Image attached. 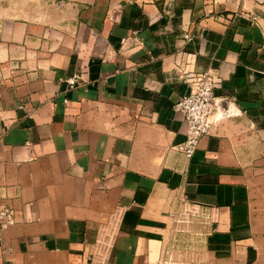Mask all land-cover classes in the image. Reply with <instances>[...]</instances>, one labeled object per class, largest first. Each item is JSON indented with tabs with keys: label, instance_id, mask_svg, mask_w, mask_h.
<instances>
[{
	"label": "crops",
	"instance_id": "0c3cea01",
	"mask_svg": "<svg viewBox=\"0 0 264 264\" xmlns=\"http://www.w3.org/2000/svg\"><path fill=\"white\" fill-rule=\"evenodd\" d=\"M4 208L0 264H264V0H0Z\"/></svg>",
	"mask_w": 264,
	"mask_h": 264
},
{
	"label": "built area",
	"instance_id": "2783aa9c",
	"mask_svg": "<svg viewBox=\"0 0 264 264\" xmlns=\"http://www.w3.org/2000/svg\"><path fill=\"white\" fill-rule=\"evenodd\" d=\"M77 78L67 80L69 86H74ZM219 78L209 72L195 73L188 76V93L176 102L175 109L183 115L185 124V140L176 148L185 156L194 153L202 136L209 134L211 129L210 117L215 109L214 90L219 86ZM0 219L8 224L13 222L12 212L8 208L0 210ZM163 264L169 262L164 259Z\"/></svg>",
	"mask_w": 264,
	"mask_h": 264
},
{
	"label": "rangeland",
	"instance_id": "374dc122",
	"mask_svg": "<svg viewBox=\"0 0 264 264\" xmlns=\"http://www.w3.org/2000/svg\"><path fill=\"white\" fill-rule=\"evenodd\" d=\"M181 214L182 213L180 212V216H178L177 221H175V233L177 235L174 238V242L175 244H182V242H185L184 244H195L194 242L196 241V238L193 236L196 234L195 232L198 228V223H196L194 220H191L192 216L190 213H187L189 214L188 218Z\"/></svg>",
	"mask_w": 264,
	"mask_h": 264
},
{
	"label": "water",
	"instance_id": "95a60500",
	"mask_svg": "<svg viewBox=\"0 0 264 264\" xmlns=\"http://www.w3.org/2000/svg\"><path fill=\"white\" fill-rule=\"evenodd\" d=\"M216 106H217V102L215 101V108H216Z\"/></svg>",
	"mask_w": 264,
	"mask_h": 264
}]
</instances>
